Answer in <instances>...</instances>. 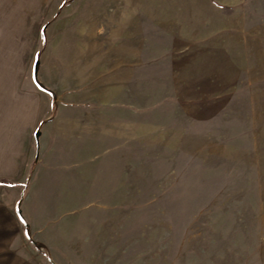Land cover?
<instances>
[{"label": "rangeland", "instance_id": "1", "mask_svg": "<svg viewBox=\"0 0 264 264\" xmlns=\"http://www.w3.org/2000/svg\"><path fill=\"white\" fill-rule=\"evenodd\" d=\"M8 24L62 134L19 207L33 261L264 264V0H0Z\"/></svg>", "mask_w": 264, "mask_h": 264}, {"label": "crops", "instance_id": "2", "mask_svg": "<svg viewBox=\"0 0 264 264\" xmlns=\"http://www.w3.org/2000/svg\"><path fill=\"white\" fill-rule=\"evenodd\" d=\"M8 27L0 35V264H42L33 261L27 248V231L33 227L29 223V229L25 227L19 207L21 201L26 203L25 189L45 184L49 169H56L55 163L49 166L48 152L59 155L62 134L48 133L49 128L54 130L50 113L54 105L52 94L41 88L32 71L37 53L27 52L26 36H17L13 26ZM46 134L56 146H45Z\"/></svg>", "mask_w": 264, "mask_h": 264}, {"label": "water", "instance_id": "3", "mask_svg": "<svg viewBox=\"0 0 264 264\" xmlns=\"http://www.w3.org/2000/svg\"><path fill=\"white\" fill-rule=\"evenodd\" d=\"M39 65H40V62L38 61V62L35 64V68H34V74H35V80H36V82H39V81H38ZM40 136H41V133H37V134H36V138H37V139H39ZM19 215L22 216L21 211L19 212Z\"/></svg>", "mask_w": 264, "mask_h": 264}, {"label": "trees", "instance_id": "4", "mask_svg": "<svg viewBox=\"0 0 264 264\" xmlns=\"http://www.w3.org/2000/svg\"><path fill=\"white\" fill-rule=\"evenodd\" d=\"M39 85H40L43 89L46 90V88L43 87L40 83H39ZM21 218H22V220H23V222H24V224H25V227L28 229V223H27V221L25 220V218H24L23 216H21Z\"/></svg>", "mask_w": 264, "mask_h": 264}]
</instances>
